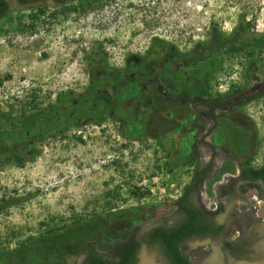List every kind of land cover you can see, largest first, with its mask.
Wrapping results in <instances>:
<instances>
[{
  "label": "rangeland",
  "instance_id": "1",
  "mask_svg": "<svg viewBox=\"0 0 264 264\" xmlns=\"http://www.w3.org/2000/svg\"><path fill=\"white\" fill-rule=\"evenodd\" d=\"M79 2L0 0V264H80L89 246L112 254L137 231L170 223L174 200L205 170L194 202L245 226L264 210V188L235 176L241 160L264 164V52L180 71L154 56L151 40L187 51L212 24L231 32L242 14L262 32L264 0ZM99 57L124 72L142 57L150 65L129 71L136 82L125 86L102 80L82 105ZM60 95L76 107L39 119ZM182 250L205 264L211 248Z\"/></svg>",
  "mask_w": 264,
  "mask_h": 264
},
{
  "label": "trees",
  "instance_id": "2",
  "mask_svg": "<svg viewBox=\"0 0 264 264\" xmlns=\"http://www.w3.org/2000/svg\"><path fill=\"white\" fill-rule=\"evenodd\" d=\"M79 1V6L84 9L88 4L99 0ZM73 7L76 10V7ZM40 12H42V10H40ZM252 26L253 24L247 21L242 14L237 24L228 34L220 31L212 24L208 32V38L195 42L190 50H178L172 43L157 36L152 37V50L155 53L154 56H157L166 65L177 66L178 70L192 68L199 64L203 65V62L211 61L216 58L220 59L221 55L225 53H243L253 58L256 55L260 56L264 52V31L257 32ZM147 58L148 57H142L140 59L141 61L134 66L129 62L127 67L128 71L124 72L122 69L108 65L99 57L96 61V68L90 70L91 82L86 89L87 91L79 97L77 102H80L82 105L89 104V101L97 96V92L100 88V86L98 87L99 83H102V80L106 78L111 81V84L118 86H125L129 82H136L133 76L128 79H124V77L128 75L127 73H131L129 71L132 70L135 75L140 71H144V68L150 65ZM255 97L256 95H252L241 99L238 105L246 103V99L249 101ZM73 102L74 100L70 96L60 95L54 104L43 108V113L39 114V119L51 120L54 118V112L59 111L60 113L64 110L69 111L76 107ZM9 121L10 120L7 119L8 123L11 122ZM94 121L99 123L97 120ZM11 123L13 128L16 129L25 130L29 128V124L25 125L21 120L12 121ZM61 126L62 121H58L50 126L45 133L51 134ZM1 162L3 161L0 160V163ZM250 162L249 158L239 162V166L242 168L240 173L241 178L246 181L260 180L264 184V164L253 166ZM205 171L191 175L189 182L184 185L182 193L174 200L173 204L177 209V216L170 223L163 222V225L160 224L155 226L150 233L146 234L147 238L145 241L147 247L151 248L149 243L156 244L157 246L155 249L159 250L170 264H192L187 255H184L180 250V243L184 241L185 238L191 237L192 235L213 236L220 228V226H217L213 222H206L203 217V212L193 201V193L196 191L198 183L202 180ZM135 189L138 190L139 187L135 186ZM134 193L140 198L147 194L148 190L145 189ZM67 230L72 231L71 228H68L62 231L60 235L63 236L64 234H68L69 231ZM53 233L52 230L50 234L53 235ZM139 245L140 244L134 240V236H132V238L124 243L115 244L112 248V254L100 252L96 247L89 246L80 264H133L137 259L136 253Z\"/></svg>",
  "mask_w": 264,
  "mask_h": 264
},
{
  "label": "flooded vegetation",
  "instance_id": "3",
  "mask_svg": "<svg viewBox=\"0 0 264 264\" xmlns=\"http://www.w3.org/2000/svg\"><path fill=\"white\" fill-rule=\"evenodd\" d=\"M176 69L178 70L177 66ZM124 79H128V77H124ZM241 171L242 168L238 166L235 175L238 182L254 185L259 184L264 188V184L260 180L246 181L242 179L240 176ZM230 216L231 214L222 216L203 215L206 222H213L217 226H220L219 230L213 236L192 235L191 237L185 238L179 245L182 253L187 255L182 250L183 244L190 243L194 246L208 244L210 245L211 251L205 257V264H264V210L260 213L256 212L254 217L248 218L245 226L240 228L238 225L241 222ZM160 224L163 225L164 223L155 222L135 233L134 240L140 245L136 253L137 259L133 264H156L153 262L155 255L160 258L159 264H170L163 254L155 249L156 244L149 243L151 248H148L145 241L147 238L146 234L150 233L155 226ZM187 257L192 264H197L188 255Z\"/></svg>",
  "mask_w": 264,
  "mask_h": 264
}]
</instances>
